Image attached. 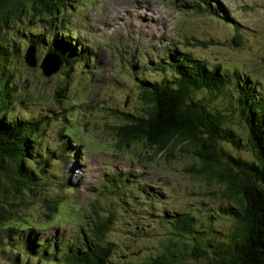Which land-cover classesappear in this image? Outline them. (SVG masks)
I'll list each match as a JSON object with an SVG mask.
<instances>
[{
	"label": "rangeland",
	"instance_id": "rangeland-1",
	"mask_svg": "<svg viewBox=\"0 0 264 264\" xmlns=\"http://www.w3.org/2000/svg\"><path fill=\"white\" fill-rule=\"evenodd\" d=\"M207 1L214 15L195 13L177 0H64V14L54 25L67 19L61 31L74 39L76 55L82 49L86 52L72 70L62 65L51 77L24 61L30 38L25 32H43L46 22L29 21L23 14L21 22L1 23L0 41L11 47L14 69L15 96L7 115L23 120L47 117L39 128L38 150L50 161L37 167L41 180L34 198L18 208L15 219L21 216L24 222L0 227H33L38 242L52 241V248L59 242L66 249L80 242L82 230L86 233V214L92 205L102 219L110 218L104 235L115 245L111 264H144L156 257L168 231L162 225L168 227L184 211L202 221L213 215L211 229L230 231L232 222L219 216L229 206L222 198L224 186L197 175L202 163L193 153L179 148L171 156L141 142L118 148L112 137L122 113H141V81L163 77L160 71L139 70L158 62L168 65L165 59L180 52L210 66L220 65L236 73L240 84L249 79L264 92V0ZM140 3L148 7L137 16ZM55 31L54 27L45 45L36 49L38 64L49 53V45L62 39L61 31L53 36ZM222 96H210V104L220 109L228 128L246 143L243 116L230 94ZM223 146L235 156L253 158L248 147ZM119 174L129 187L114 192L113 177ZM45 201L59 202L54 215L49 210L52 204ZM198 230L200 235L203 229L198 226ZM2 234L0 264H37L25 255L17 235H12L10 244Z\"/></svg>",
	"mask_w": 264,
	"mask_h": 264
},
{
	"label": "trees",
	"instance_id": "trees-1",
	"mask_svg": "<svg viewBox=\"0 0 264 264\" xmlns=\"http://www.w3.org/2000/svg\"><path fill=\"white\" fill-rule=\"evenodd\" d=\"M177 2H185L195 13L214 14L207 0ZM64 9V0H0V27L8 21L21 22L23 14L30 17L29 21L46 22L43 32H25L30 36L29 47L37 49L45 45L54 27L55 37L64 29L66 19L59 26L54 25ZM60 35V42L53 41L48 52L72 70L86 51L82 49L76 55L78 49L72 46V37L62 31ZM10 48L0 41V225L24 222L21 216L15 219L18 208L34 198L41 180L37 167L50 161L48 155L38 150L39 128L47 117L23 120L7 115L15 96ZM14 54L16 58L17 53ZM165 60L168 65L158 62L156 67L145 66L138 72L155 70L162 72L163 77L159 81H141L139 99L144 106L141 113H122V123L112 127V137L118 148L141 142L150 150L171 156L179 148L193 153L202 163L197 175L224 186L222 198L229 206L219 216L230 220L232 226L228 233L222 234L210 227L213 215L202 221L204 218L184 211L172 218L168 227L162 225L168 230L163 250L144 264H264V92L257 83L249 84L246 79L245 84H240L236 73L230 74L220 65L210 66L190 53L180 52V56L171 55ZM167 73L171 76L166 77ZM227 93L245 120L246 143L228 128L220 109L210 104V96L224 97ZM224 144L235 150L248 147L253 158L235 156ZM66 145L67 142L62 146ZM127 183L123 175H116L112 189L125 191ZM45 202L52 204L49 210L54 215L59 202ZM86 219V233L82 230L80 242L66 249L59 242L54 248L52 241L38 242L33 227L26 230L24 226L9 225L0 227L5 228L0 234L10 244L12 235H17L25 255L37 264H111L115 245L104 235L111 225L110 218L102 219L91 205ZM198 226L203 229L200 235ZM19 257L20 253L17 261Z\"/></svg>",
	"mask_w": 264,
	"mask_h": 264
},
{
	"label": "water",
	"instance_id": "water-1",
	"mask_svg": "<svg viewBox=\"0 0 264 264\" xmlns=\"http://www.w3.org/2000/svg\"><path fill=\"white\" fill-rule=\"evenodd\" d=\"M24 61L31 69L39 67L45 77H51L57 74L62 66L60 59L53 53H47L41 64H38L36 48L34 46H31L26 50Z\"/></svg>",
	"mask_w": 264,
	"mask_h": 264
},
{
	"label": "bare ground",
	"instance_id": "bare-ground-1",
	"mask_svg": "<svg viewBox=\"0 0 264 264\" xmlns=\"http://www.w3.org/2000/svg\"><path fill=\"white\" fill-rule=\"evenodd\" d=\"M138 6H139L141 9H139V11H136V12H135V15L140 16L141 12L144 11L142 8L145 7V6L148 7V5H147V4H146V5H143V3H140Z\"/></svg>",
	"mask_w": 264,
	"mask_h": 264
}]
</instances>
